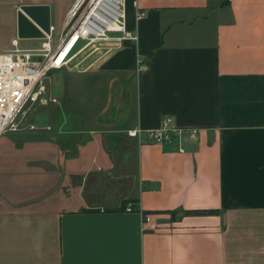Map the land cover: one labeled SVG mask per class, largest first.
I'll list each match as a JSON object with an SVG mask.
<instances>
[{"label": "crops", "instance_id": "obj_1", "mask_svg": "<svg viewBox=\"0 0 264 264\" xmlns=\"http://www.w3.org/2000/svg\"><path fill=\"white\" fill-rule=\"evenodd\" d=\"M75 1L0 0V50L16 36L42 41L19 36L21 5H49L57 38ZM125 4L138 39L73 73L83 80L67 86L66 102L82 104V124L104 125L89 118L110 95L94 98L93 75L115 86L116 114L104 119L117 135L171 114L200 126V137L180 152L129 135L120 161L134 178L120 199L96 183L116 164L106 128L89 130L82 146H0V264H264V0ZM177 208L218 211L175 219Z\"/></svg>", "mask_w": 264, "mask_h": 264}, {"label": "built area", "instance_id": "obj_2", "mask_svg": "<svg viewBox=\"0 0 264 264\" xmlns=\"http://www.w3.org/2000/svg\"><path fill=\"white\" fill-rule=\"evenodd\" d=\"M143 14V10H137L135 16L138 19ZM54 31L51 24L50 32L44 31L45 36L38 46H23L20 37L16 36L9 49L0 50V135L10 128H17L16 119L28 103L56 99L46 84L50 72L70 68L89 44L108 40L111 44L105 48L107 53L123 40L138 39L137 32L128 26L125 0H76L67 12L63 30L57 38H54ZM143 66L140 59L139 68ZM30 126L35 127L34 124ZM201 130L200 126L178 124L171 114H165L158 127H133L127 132L140 143H159L185 152L188 143L200 137ZM127 208L131 209V204ZM143 218L149 220L150 215L147 213Z\"/></svg>", "mask_w": 264, "mask_h": 264}, {"label": "rangeland", "instance_id": "obj_3", "mask_svg": "<svg viewBox=\"0 0 264 264\" xmlns=\"http://www.w3.org/2000/svg\"><path fill=\"white\" fill-rule=\"evenodd\" d=\"M54 33L57 35L58 30L56 29ZM110 44L111 43L105 39L92 42L79 54L70 68L65 67L63 69L52 70L46 80V84L49 92L56 96V99H49V101L45 103H28L16 119L15 124L17 128H10L0 135V146H66V144H69V146H82L79 141L86 140V137L88 138L93 135L92 131L91 134L88 132L89 130L97 129L100 131L103 129L105 131L106 128V131L102 133L103 137L101 142H103L104 146H118L117 150H114L117 157L116 164L112 168V173H116L117 176L114 175V177H111L112 173L109 171L110 169H106L101 171L96 178V183L101 182V189H103L104 192L109 191L110 197L113 199H120V197L117 196L122 195V188L132 183L134 177L131 168H128V164L125 167L124 163L120 161L123 153L121 149L124 146H130L131 143L127 130L117 135L112 130H109L112 129L110 121L104 119H110V114H116V110L113 113L111 108V104L114 100L111 98V93L115 90V86L112 88L111 84L110 86H105L102 84L103 82L101 79L96 83L93 75L90 80L91 83L87 82L90 85L97 84L94 87L93 85L92 87H88V90H93L94 98L98 97L97 94L100 93L98 91L102 89L110 93V95H107L108 99H104L103 102H98V110H93L89 117L91 119L93 116L97 115L100 117L99 121L105 123L104 125L97 122V119L93 121L90 126L82 124V118H85L84 114H79L83 112L80 111L82 104L77 102H72L70 104L66 102L67 86L72 84L75 86L76 90H79V84L82 82L81 80H83L72 74L79 73L90 65L93 66V64L97 63L96 61L106 54L105 48ZM97 46L100 47L97 48ZM96 79L98 80V78ZM128 84L131 89L134 88L133 78L128 80ZM109 88L111 90H109ZM75 99H79L78 94H76ZM115 120L116 119L113 121ZM113 121L111 122L112 124ZM30 124H34L35 127L32 128ZM93 178L94 177L90 176V179ZM115 180L118 181L115 182ZM111 188L112 191L110 190ZM125 200H120V204Z\"/></svg>", "mask_w": 264, "mask_h": 264}, {"label": "water", "instance_id": "obj_4", "mask_svg": "<svg viewBox=\"0 0 264 264\" xmlns=\"http://www.w3.org/2000/svg\"><path fill=\"white\" fill-rule=\"evenodd\" d=\"M50 7L46 4H23L18 10V33L21 37H44L50 32ZM72 33V32H71ZM71 34H69L70 36ZM66 38L64 43L67 41ZM62 44L61 48L63 47ZM57 51L55 56L59 53Z\"/></svg>", "mask_w": 264, "mask_h": 264}, {"label": "trees", "instance_id": "obj_5", "mask_svg": "<svg viewBox=\"0 0 264 264\" xmlns=\"http://www.w3.org/2000/svg\"><path fill=\"white\" fill-rule=\"evenodd\" d=\"M126 207V205H125ZM218 210L215 208H205V209H184V208H177V209H170L168 212L171 213L172 217L175 219H179L184 215H192V214H211L216 213ZM147 214L146 211H143V216Z\"/></svg>", "mask_w": 264, "mask_h": 264}, {"label": "bare ground", "instance_id": "obj_6", "mask_svg": "<svg viewBox=\"0 0 264 264\" xmlns=\"http://www.w3.org/2000/svg\"><path fill=\"white\" fill-rule=\"evenodd\" d=\"M68 50H69V46H68V47L66 48V50H65V51H66V53L68 52Z\"/></svg>", "mask_w": 264, "mask_h": 264}]
</instances>
